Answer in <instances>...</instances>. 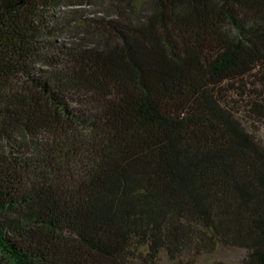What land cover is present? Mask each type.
I'll list each match as a JSON object with an SVG mask.
<instances>
[{
    "label": "trees",
    "instance_id": "1",
    "mask_svg": "<svg viewBox=\"0 0 264 264\" xmlns=\"http://www.w3.org/2000/svg\"><path fill=\"white\" fill-rule=\"evenodd\" d=\"M262 126L264 0H0V264H264Z\"/></svg>",
    "mask_w": 264,
    "mask_h": 264
},
{
    "label": "rangeland",
    "instance_id": "2",
    "mask_svg": "<svg viewBox=\"0 0 264 264\" xmlns=\"http://www.w3.org/2000/svg\"><path fill=\"white\" fill-rule=\"evenodd\" d=\"M84 9L91 12L96 11L95 8L88 6H85ZM260 128V134L264 138V126ZM244 255V251L219 248L213 255L201 258L198 264H236Z\"/></svg>",
    "mask_w": 264,
    "mask_h": 264
}]
</instances>
